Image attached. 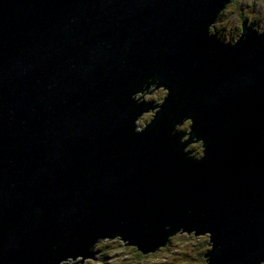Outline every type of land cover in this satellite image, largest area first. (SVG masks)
<instances>
[{"label":"water","instance_id":"95a60500","mask_svg":"<svg viewBox=\"0 0 264 264\" xmlns=\"http://www.w3.org/2000/svg\"><path fill=\"white\" fill-rule=\"evenodd\" d=\"M227 2L0 0V264L178 230L209 233L208 264H264V31L208 37ZM149 80L170 98L140 130ZM194 117L202 158L175 131Z\"/></svg>","mask_w":264,"mask_h":264},{"label":"rangeland","instance_id":"374dc122","mask_svg":"<svg viewBox=\"0 0 264 264\" xmlns=\"http://www.w3.org/2000/svg\"><path fill=\"white\" fill-rule=\"evenodd\" d=\"M246 21L247 23H250L252 20L256 21L258 24V28L255 27L254 29L258 34H261L264 31V0H228V2L224 5V7L218 12L213 22H211L208 26H213L216 29V36L219 38H222L221 40L223 42H230V40H234L238 37L240 34L239 31H242V23L243 21ZM261 26V27H260ZM236 27L235 35L231 34L233 33L234 28ZM241 27V28H240ZM210 32L214 33L213 29H210ZM208 34V33H207ZM218 34V35H217ZM237 41V40H236ZM236 43V42H235ZM151 83V82H150ZM149 86H141V91L138 92L136 102H139L140 104H153L150 108H148L145 112H143L139 118V126L140 128H143L147 126V124L153 120L154 117H156L157 113L161 112V105L164 103V99L167 97V90L163 89L161 86L159 87V83L157 84H150ZM149 101V103H147ZM189 120L185 121L184 124H181L179 127L180 132L184 129V125L188 127V132L183 135L185 140L190 143L189 148H195V145L197 144V148H202L203 152V144L199 140H195L190 135L192 134L190 125L191 121ZM187 130V129H186ZM186 136V137H185ZM192 138V139H190ZM193 150V149H192ZM202 155V153H201ZM199 155V158H202V156ZM181 230L173 232L170 245L166 248V250H159L156 254L151 255L149 254L147 256V263L146 264H162L161 262H164V264H171L176 263L175 259L181 255V253L177 251H187L190 252V254H185L183 257H181L180 261L184 264H201V257L198 255H202V258L205 260L204 264H208L209 260L208 256H204L208 250L211 248V241L209 238V233H204L203 235H194L193 233H189L190 235L197 236V238L193 242H189L191 240V237L187 238L186 232H181ZM117 234V233H115ZM185 236V237H184ZM185 238L187 242L185 241ZM110 240H115L114 237H106L102 240L96 241L89 246V250L94 253L93 255H99L104 256L105 259H102L100 262L98 260H94L92 258L86 257L81 261L82 256L79 255L75 259H79L74 261H65V264H139L137 262H134L133 259V251L129 248H124L115 251L114 248L108 249V246L111 245L109 242ZM121 242L126 245L127 241H123L121 239ZM179 241V243L177 242ZM184 242V243H183ZM206 242V244H205ZM183 243V244H182ZM108 246H107V245ZM205 245L207 247V250L203 252V249H205ZM131 246L132 245H127ZM115 252H117L115 254ZM165 252V254H164ZM164 254V258L163 257ZM193 257H198V261L193 259ZM97 259L96 257H94ZM162 258V260H161ZM88 259H92L93 262H90ZM164 260V261H163ZM260 264H263L262 262Z\"/></svg>","mask_w":264,"mask_h":264},{"label":"trees","instance_id":"16d2710c","mask_svg":"<svg viewBox=\"0 0 264 264\" xmlns=\"http://www.w3.org/2000/svg\"><path fill=\"white\" fill-rule=\"evenodd\" d=\"M220 39H222V38H220ZM147 103H149V101H147ZM188 122H190V121H188ZM184 124V123H183ZM184 127H185V125H184ZM188 128H189V124H188ZM176 130H178V128H177V126H175V131ZM186 130V129H185ZM180 135H183V134H181L180 133ZM186 137V136H185ZM188 145H190V143H188ZM197 146V144L195 145V148H190L191 149V151H192V153H193V155H194V157H199V155H201V153H202V148L200 147V148H197L196 147ZM193 149V150H192ZM187 233V232H186ZM191 233H193V232H191ZM194 234V233H193ZM186 236H187V238H189V237H191V240L189 241V242H193L196 238H197V236H194V235H190V234H186ZM112 237H114V239L115 240H110L109 242L111 243V245L110 246H108L107 244V246H108V249H110V248H114V250L115 251H118L119 249H120V251H121V249H123L124 250V248H129V249H131L134 253H133V259H134V262H137V263H139V264H146L147 263V256L149 255V254H151V255H154V254H156L159 250H166V248L170 245V243H171V241H172V239H171V237H173L172 235H170L169 236V238H168V240L166 241V244L165 245H163V246H161V247H159V248H157L156 250H154V251H149V252H146V253H143L142 251H140V250H138L137 249V247H135V246H133V247H131V246H127V245H124L122 242H121V240H120V235H117V234H114V236H112ZM111 237V238H112ZM185 237V236H184ZM178 243H179V241H177ZM184 242H187V240H186V238H185V241ZM183 242V243H184ZM128 243V242H127ZM182 243V244H183ZM205 244H206V242H205ZM205 250H207V247H206V245H205V249H203V252L205 251ZM177 252H179V253H181V255H179L176 259H175V262L176 263H171V264H184V263H182L181 261H180V259H181V257H183V255H185V254H190V252H185V251H177ZM206 252V251H205ZM117 252H115V254H116ZM164 254H165V252H164ZM164 254H163V257L162 258H164ZM202 255L203 254H201V255H198V256H200L201 257V264H204V262H205V260L202 258ZM100 256L101 257H99V255L97 254V255H93V257H96L97 258V260L100 262L102 259H105L104 258V256H102L101 254H100ZM162 258H161V260H162ZM193 259H195L196 261H198V257H193ZM90 262H93V260L92 259H88ZM164 261V260H163ZM162 264H164V262H161Z\"/></svg>","mask_w":264,"mask_h":264},{"label":"bare ground","instance_id":"6f19581e","mask_svg":"<svg viewBox=\"0 0 264 264\" xmlns=\"http://www.w3.org/2000/svg\"><path fill=\"white\" fill-rule=\"evenodd\" d=\"M245 27H248V25L247 24H245ZM210 29H213L212 28V25L211 26H208L207 27V36L209 37V36H211V35H214V37H215V39H217V42L218 43H220V44H226V42H223L221 39H219V37L218 36H216V34L215 33H212V32H210ZM252 29V28H251ZM256 33V32H255ZM258 34V33H257ZM256 34V35H257ZM241 35H242V33H241ZM241 37V36H240ZM228 44H230V45H234L235 43H228ZM151 82V83H150ZM149 83L150 84H157L156 82H153V81H150L149 80ZM159 85V87L161 86L163 89H165V90H167V97L164 99V103H162V105H161V112L160 113H157L156 114V117H154L153 118V120H151L148 124H147V126H145V127H143V128H140V130H150V124H159L160 123V121L163 119V117L166 115V113H167V98H170V96H169V92H168V88H167V86H165V85H162V84H158ZM140 91V90H139ZM135 104H140L139 102H136L135 101ZM150 108V107H149ZM139 118V117H138ZM195 120H196V117H194V118H192V119H190L189 121H191V125H190V129H191V132H192V134L190 135L191 137H193L194 139H195V134H193V130H195ZM139 121V120H138ZM184 123V122H183ZM183 123H180V124H178V125H176L177 127H179L181 124H183ZM176 133H178V134H182L183 132H180V130H179V128H178V130L176 131ZM263 133H264V128H263ZM190 139H192V138H190ZM199 141H201L202 142V144H203V152H202V155L201 156H207L206 155V149H205V143H204V140H199ZM104 238H106V237H103V238H97L96 239V243H97V241H99V240H102V239H104ZM136 247V246H135ZM79 256V255H78ZM77 257V256H76ZM75 257V258H76ZM70 259V261H73V259H72V257H66V259ZM74 258V261H76V260H79V259H75ZM208 258H209V256H208ZM69 259H68V261H69ZM73 261V262H74ZM65 262V261H64ZM62 263V264H65V263ZM76 263H77V261H76ZM58 264H60L59 262H58Z\"/></svg>","mask_w":264,"mask_h":264},{"label":"flooded vegetation","instance_id":"af4514ba","mask_svg":"<svg viewBox=\"0 0 264 264\" xmlns=\"http://www.w3.org/2000/svg\"><path fill=\"white\" fill-rule=\"evenodd\" d=\"M251 22H253L254 24H255V27L256 28H258V24L256 23V21H254V20H252ZM261 27V26H260ZM264 27V26H263ZM212 28H213V31H214V33L216 34L217 32H216V29H215V27H213L212 26ZM241 28V27H240ZM237 29H236V27L234 28V30H233V33L231 34V36L232 35H235V31H236ZM239 35H238V37L237 38H235L234 36H232V37H234L235 39L234 40H230V42H228V43H235L236 42V40H238L239 38H240V36H241V33H242V31H239ZM218 35V34H217ZM218 36H220V35H218ZM220 39V38H219ZM184 129H187V130H181L183 133V135H185L187 132H188V127L185 125V127H184Z\"/></svg>","mask_w":264,"mask_h":264}]
</instances>
